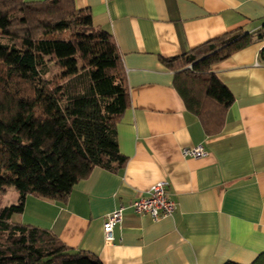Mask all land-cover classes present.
Listing matches in <instances>:
<instances>
[{"label":"crops","instance_id":"0c3cea01","mask_svg":"<svg viewBox=\"0 0 264 264\" xmlns=\"http://www.w3.org/2000/svg\"><path fill=\"white\" fill-rule=\"evenodd\" d=\"M72 1L120 54L129 105L115 130L125 161L94 166L64 201L26 195L13 221L47 229L102 264L250 263L264 250V38L210 67L233 95L216 132L186 108L163 59L226 32L264 33V0ZM196 145L203 155L183 153ZM158 180L175 208L153 219L132 203ZM119 207L106 241L103 221Z\"/></svg>","mask_w":264,"mask_h":264},{"label":"trees","instance_id":"16d2710c","mask_svg":"<svg viewBox=\"0 0 264 264\" xmlns=\"http://www.w3.org/2000/svg\"><path fill=\"white\" fill-rule=\"evenodd\" d=\"M255 38L264 33L238 29L163 59L206 131L220 129L233 101L210 67ZM258 57L264 61V46ZM128 105L118 49L88 10L72 0H0V191L16 190L14 202L0 205V264H102L13 216L28 194L64 201L94 166L120 168L115 125ZM248 264H264V250Z\"/></svg>","mask_w":264,"mask_h":264},{"label":"built area","instance_id":"2783aa9c","mask_svg":"<svg viewBox=\"0 0 264 264\" xmlns=\"http://www.w3.org/2000/svg\"><path fill=\"white\" fill-rule=\"evenodd\" d=\"M183 153L190 156H200L205 153L201 145L183 148ZM166 181L158 180L148 189L147 194L136 198L132 205L136 212L149 214L153 219L169 215L175 208L165 189ZM122 208H116L108 213L103 221L102 229L106 241H111L112 228L121 219Z\"/></svg>","mask_w":264,"mask_h":264},{"label":"rangeland","instance_id":"374dc122","mask_svg":"<svg viewBox=\"0 0 264 264\" xmlns=\"http://www.w3.org/2000/svg\"><path fill=\"white\" fill-rule=\"evenodd\" d=\"M55 72H56V68L53 65H51L49 75L52 76ZM14 190H15L14 187L9 186L4 191H0V198L3 199V201H0V205L5 204V203L8 204V203L14 202V198H15Z\"/></svg>","mask_w":264,"mask_h":264}]
</instances>
